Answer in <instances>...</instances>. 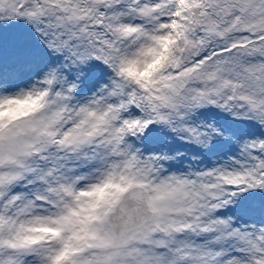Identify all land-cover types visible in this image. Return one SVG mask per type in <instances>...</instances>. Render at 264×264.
Here are the masks:
<instances>
[{"label":"snow or ice","instance_id":"6c2138e0","mask_svg":"<svg viewBox=\"0 0 264 264\" xmlns=\"http://www.w3.org/2000/svg\"><path fill=\"white\" fill-rule=\"evenodd\" d=\"M0 264H264V0H0Z\"/></svg>","mask_w":264,"mask_h":264}]
</instances>
